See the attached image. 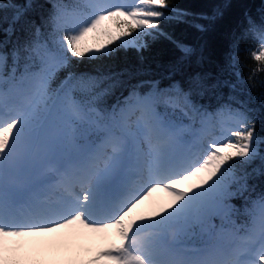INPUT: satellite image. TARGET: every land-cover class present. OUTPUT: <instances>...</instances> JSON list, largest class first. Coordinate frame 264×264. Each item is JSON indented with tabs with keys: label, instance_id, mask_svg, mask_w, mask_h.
Returning a JSON list of instances; mask_svg holds the SVG:
<instances>
[{
	"label": "snow or ice",
	"instance_id": "6c2138e0",
	"mask_svg": "<svg viewBox=\"0 0 264 264\" xmlns=\"http://www.w3.org/2000/svg\"><path fill=\"white\" fill-rule=\"evenodd\" d=\"M231 7L0 0V264H264V91L240 71L264 62V4L219 59L163 26L206 34ZM159 40L177 54L155 71L105 63Z\"/></svg>",
	"mask_w": 264,
	"mask_h": 264
},
{
	"label": "trees",
	"instance_id": "16d2710c",
	"mask_svg": "<svg viewBox=\"0 0 264 264\" xmlns=\"http://www.w3.org/2000/svg\"><path fill=\"white\" fill-rule=\"evenodd\" d=\"M178 8L194 12V13H209L212 8L224 3L225 0H173ZM232 7L226 11L225 18L218 24L217 28L209 31L206 34H201L195 30L188 28L186 25L172 24L163 25L175 39L182 40L189 46L196 47L204 45V54L212 59H219L225 50V45L222 40V32L227 27L230 19L239 11L241 5H247L254 10L264 4V0H231ZM113 25L115 26L114 22ZM177 54L174 45L167 40H159L153 42L151 46L143 53V60L138 56L134 50H120L111 60H106L105 63L114 66L117 69L125 67L143 65L146 70L155 71L160 63H166ZM84 61L87 63V56ZM241 59L244 62L240 71L242 76L247 79L250 73L254 74L259 71L261 73L254 74L253 95L264 91L261 88V82H264V69L256 68V60L252 59L247 52L241 53ZM255 68V69H254ZM259 70V71H258ZM264 135V132L261 133Z\"/></svg>",
	"mask_w": 264,
	"mask_h": 264
},
{
	"label": "bare ground",
	"instance_id": "6f19581e",
	"mask_svg": "<svg viewBox=\"0 0 264 264\" xmlns=\"http://www.w3.org/2000/svg\"><path fill=\"white\" fill-rule=\"evenodd\" d=\"M154 200H155V203L154 204L164 205V204H167L169 198L166 197L163 193L157 192L155 194ZM152 207H153V203L146 202L144 205H141L140 206V209L139 210L142 211V212H144L145 214H150L151 211H152Z\"/></svg>",
	"mask_w": 264,
	"mask_h": 264
},
{
	"label": "rangeland",
	"instance_id": "374dc122",
	"mask_svg": "<svg viewBox=\"0 0 264 264\" xmlns=\"http://www.w3.org/2000/svg\"><path fill=\"white\" fill-rule=\"evenodd\" d=\"M111 31L113 32V34L116 33V29H111ZM106 40H107V37H103V38H102V43H98V41H97V43H96L95 41L87 40V41H85V44H86L88 47H93V48H94V47H96V46H98V45H100V44H103ZM117 43H118V42H117ZM96 243L98 244L99 241H97ZM88 245H89V242H88V241H86V240H84V239H82V238H81V239H78L77 241H75L73 251H75V246H79V247H82V248H87Z\"/></svg>",
	"mask_w": 264,
	"mask_h": 264
}]
</instances>
